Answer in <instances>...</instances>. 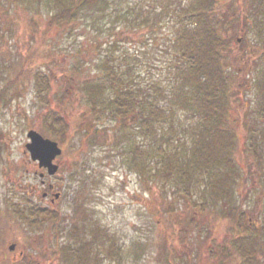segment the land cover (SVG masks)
I'll list each match as a JSON object with an SVG mask.
<instances>
[{
  "label": "trees",
  "instance_id": "trees-1",
  "mask_svg": "<svg viewBox=\"0 0 264 264\" xmlns=\"http://www.w3.org/2000/svg\"><path fill=\"white\" fill-rule=\"evenodd\" d=\"M17 3L33 11L24 12L22 28L17 24L18 34L20 29L28 34L27 54L14 62L7 86L17 85L28 61L41 52L49 68L40 65L28 73L36 82L49 135L61 145L78 136V150L99 146L105 157L118 151L151 195L160 185L168 211L175 209L177 194L185 197L180 211L185 218L177 219L180 240L191 241V232L199 228L197 243L207 245L204 253L196 247L166 251L167 264H264V0H8L6 6ZM42 8L44 17L36 15ZM108 16L115 22L110 20L107 38L96 36L74 51L68 48L64 57L57 55L54 47L64 36L89 18L98 23ZM239 32L243 55L233 52ZM4 35L0 31V44ZM134 39L151 45L161 40L160 74H142L137 54L142 50L131 52L126 45ZM93 51L94 64L88 58ZM5 55L0 46V57ZM240 63L249 86L243 136L232 114ZM5 79L0 70V89ZM84 155H70L76 168L71 179L79 181L72 213L61 220L58 211L36 215L49 214L45 231L67 230L65 246L53 253L63 252L66 261L77 264H102L104 254L113 258L122 247L107 234L99 237L88 203L90 176L78 170H88L80 166ZM253 191L255 204L248 209L245 202ZM252 212L258 213L255 221ZM45 219L38 225L44 226ZM218 222L213 235L210 224ZM205 223L210 229L203 230ZM219 232L225 234L219 238ZM89 254L96 259H88ZM191 256L198 260L192 262Z\"/></svg>",
  "mask_w": 264,
  "mask_h": 264
},
{
  "label": "rangeland",
  "instance_id": "rangeland-1",
  "mask_svg": "<svg viewBox=\"0 0 264 264\" xmlns=\"http://www.w3.org/2000/svg\"><path fill=\"white\" fill-rule=\"evenodd\" d=\"M2 2L4 6L0 4V31L5 32V35L0 46L2 53L6 55L0 57V61H3L0 70L4 71L6 79L1 83L0 89V254L3 250L10 251L9 245L17 242L16 252L25 249L26 253L35 256V261L29 260L30 264H34L36 261L37 264H77L71 260L66 261L63 252H52L56 249L59 250L60 246H65V241L68 238L67 230H63L62 237L56 239L51 230L45 234L43 233V226L29 225L23 220H18V216L14 217L19 221H17L18 224L10 223L9 215L15 214L11 207L13 202H22L23 198L30 195L29 197L34 199V204L37 206L49 203V200H40L45 187L39 176L38 164H34L35 161L32 160L29 151L26 149V143L30 141L27 133L31 128L40 131L44 136L50 138L52 136L49 135L47 129L43 128L45 123L42 112L43 104L33 74L28 73L40 65H43L45 70L49 68L42 53H36L28 61L27 70L17 85L7 86L8 82H12L10 74L13 69H16L14 66H17L14 62L21 60V55L24 58L27 54L28 34L22 29L18 34L16 31L17 24L21 25L20 28H22L26 19L25 15H27L24 12L31 14L33 10L31 12L30 10L25 11V6L19 3L17 6H6L8 0ZM46 11L45 8H42V11L36 15L44 17L47 14ZM110 20L112 23L115 22L110 16L107 18L100 17L98 23H94L92 18L87 19L74 31V34L64 36L61 43L54 47L60 52L57 55L64 57L67 52L74 51L81 47L84 42L96 36L107 38L110 33ZM238 36H241L240 32ZM241 43V40L236 41L233 47L234 54H244L243 49L240 48ZM126 45L131 52L137 49L142 50L143 53L137 51V54L141 60L139 68L144 76L160 74L164 66L161 40L157 44L151 45L146 40L140 42L134 39ZM68 48L69 51H67ZM88 58H92L93 64L97 61L94 51ZM24 61L25 59H23ZM240 65L241 63L236 67L240 75L234 77L233 84L239 99L234 104L232 114L238 132L243 136L247 132V108L245 106L249 86L244 83L247 80H243L245 72ZM5 86L6 90H4ZM249 122L254 127L256 126L252 116ZM41 126L42 129H40ZM80 145L78 136L73 141L62 143L64 151L62 156L57 159L60 170L56 176L47 180V183L56 185L62 193L51 205L59 210L62 216L72 213L74 191L79 185V181L74 182L71 179L76 168L72 167L70 155L72 151L78 154L77 158L85 154V162L81 163L80 166H86L88 170L83 171L82 168L78 170L82 171V177L90 176L87 189L88 203L91 206L90 210L96 214L95 218L98 219L95 224L99 225L98 231L101 232L99 237L107 234L108 239L110 236L113 237L116 243L122 247L121 252L115 253L113 251V258L104 254L102 264H167L165 253L166 251L171 252L175 248L179 252H187L196 250V247L198 252H205L204 246L207 243H197L195 238V233L198 232L199 228H194L191 232L192 235L189 237L191 241L180 240L182 225L177 219L178 217L185 218L186 212H180L185 208V197L177 194L174 199L175 203H173L175 209L168 211L165 209L168 204L162 201L164 196L160 185L153 187L155 195H151L141 175L130 170L118 151L111 150L110 157H105L106 153L99 146L88 147L86 151H81V149L78 150ZM67 146L71 148L66 150ZM254 192L245 202L248 209H251L255 204L256 195ZM5 198L8 201L5 202ZM257 212H252L249 215L253 221L258 217ZM214 225H219V222L210 224L213 235L219 231L218 226L214 230ZM206 226V223L202 225L203 230L205 228L210 229L209 224ZM224 234L219 232L218 237L221 238ZM53 254H57V257L52 256ZM88 257L92 261L96 259L95 254H89ZM99 257L101 258L100 254ZM196 259L198 260V258L193 257L192 262H195ZM8 263L7 260L3 261V264ZM200 264L205 263L200 261Z\"/></svg>",
  "mask_w": 264,
  "mask_h": 264
},
{
  "label": "flooded vegetation",
  "instance_id": "flooded-vegetation-1",
  "mask_svg": "<svg viewBox=\"0 0 264 264\" xmlns=\"http://www.w3.org/2000/svg\"><path fill=\"white\" fill-rule=\"evenodd\" d=\"M64 151V149H63ZM60 158V157H58ZM34 164H38V167L40 169L39 171V176L41 178V181L45 187V189L43 190L44 192L41 194V201H46L49 200V203L43 205V206H37L36 204H34V199L30 198L29 196H27L26 198H23L22 202H13L11 204L12 207V212H14L15 214L9 215V218H11L10 223L11 224H18V220H23L24 222L28 223L29 225L32 224H37L38 222H40L41 218H46L45 220V224L43 222V233L46 234L47 230L45 231V227H48L50 225V218L47 217L48 215H44V216H39L37 219V215H36V211H58L59 210L55 209V207H52L53 205H51L52 203H54L60 196H61V191L58 190V187L52 183H47V180L50 177L56 176V174L54 175H49L47 172V168L45 167H40L39 163L35 161ZM47 183V184H46ZM31 192V191H29ZM40 195V196H41ZM5 198V202L8 201V199ZM35 210V212L33 211ZM18 216V217H17ZM65 216V214H64ZM59 213V218L60 220L64 217ZM17 217L18 220H16ZM18 221V222H17ZM21 223V222H20ZM33 226V225H32ZM52 231V235L53 237H56V239H60L62 237V232L63 230H60L59 232L57 231V227L55 226L54 229H49ZM14 244V248H11V245H9V249L10 251L3 250V252H1L0 254V264H3V261L7 260V262H9L8 264H30L29 260H34L35 261V256L29 255L28 253L25 252V249H22L18 252H16L15 250L17 249V245L18 243L15 242ZM60 255V254H58ZM52 256L57 257V254H53ZM65 256V254H64ZM60 259H64V258H60ZM32 261V262H34ZM34 264H37V261L34 262Z\"/></svg>",
  "mask_w": 264,
  "mask_h": 264
},
{
  "label": "water",
  "instance_id": "water-1",
  "mask_svg": "<svg viewBox=\"0 0 264 264\" xmlns=\"http://www.w3.org/2000/svg\"><path fill=\"white\" fill-rule=\"evenodd\" d=\"M238 40L240 41L241 38ZM28 137L30 141L26 144V148L30 151L32 159L38 161L40 167H46L50 175L55 174L59 169L55 159L62 154V147L58 141L45 137L34 128L28 131ZM11 248H14V244Z\"/></svg>",
  "mask_w": 264,
  "mask_h": 264
}]
</instances>
